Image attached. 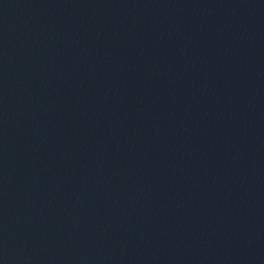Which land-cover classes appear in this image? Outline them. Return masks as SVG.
I'll use <instances>...</instances> for the list:
<instances>
[{
    "label": "water",
    "instance_id": "95a60500",
    "mask_svg": "<svg viewBox=\"0 0 264 264\" xmlns=\"http://www.w3.org/2000/svg\"><path fill=\"white\" fill-rule=\"evenodd\" d=\"M0 264H264V0H0Z\"/></svg>",
    "mask_w": 264,
    "mask_h": 264
}]
</instances>
